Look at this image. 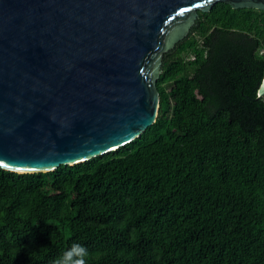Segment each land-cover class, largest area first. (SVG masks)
<instances>
[{"label":"trees","instance_id":"16d2710c","mask_svg":"<svg viewBox=\"0 0 264 264\" xmlns=\"http://www.w3.org/2000/svg\"><path fill=\"white\" fill-rule=\"evenodd\" d=\"M264 9L219 1L165 53L156 121L47 172L0 166V264H264Z\"/></svg>","mask_w":264,"mask_h":264},{"label":"water","instance_id":"95a60500","mask_svg":"<svg viewBox=\"0 0 264 264\" xmlns=\"http://www.w3.org/2000/svg\"><path fill=\"white\" fill-rule=\"evenodd\" d=\"M219 1L264 9V0H0V166L52 171L138 138L159 113L165 53Z\"/></svg>","mask_w":264,"mask_h":264},{"label":"clouds","instance_id":"9594fccd","mask_svg":"<svg viewBox=\"0 0 264 264\" xmlns=\"http://www.w3.org/2000/svg\"><path fill=\"white\" fill-rule=\"evenodd\" d=\"M89 258L88 249L78 243L73 245L55 260L54 264H87Z\"/></svg>","mask_w":264,"mask_h":264}]
</instances>
